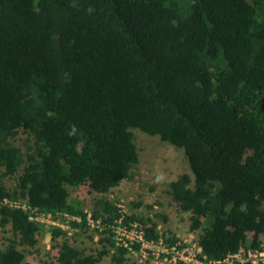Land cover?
Masks as SVG:
<instances>
[{"label":"trees","instance_id":"trees-1","mask_svg":"<svg viewBox=\"0 0 264 264\" xmlns=\"http://www.w3.org/2000/svg\"><path fill=\"white\" fill-rule=\"evenodd\" d=\"M134 129L183 150L167 190L207 259L264 243V0H0V264H21L46 230L11 202L90 229L78 185L95 194L100 248L48 227L63 236L54 264H146L112 225L122 215L152 238L156 223L106 196L133 176Z\"/></svg>","mask_w":264,"mask_h":264},{"label":"rangeland","instance_id":"rangeland-1","mask_svg":"<svg viewBox=\"0 0 264 264\" xmlns=\"http://www.w3.org/2000/svg\"><path fill=\"white\" fill-rule=\"evenodd\" d=\"M133 132L139 157L138 162L132 168L133 176L129 180L121 181L119 186L112 189L106 196H109V199L115 203H120L126 211H135L150 221H154L160 235H168L170 231L180 241L194 243L197 240L198 231L189 229V213L178 209L167 190L168 182L188 168L183 150L161 141L158 136L148 135L139 129H134ZM24 137L25 133L21 131L15 143L21 144ZM157 177L161 179L157 180ZM6 184L12 187L14 179L6 178ZM68 190L70 199L77 198L86 203L84 209L93 206L95 194L90 192L87 186H68ZM163 215L166 219H163ZM45 229L39 233L37 244L25 252V258L21 264L55 263L58 249L55 243L61 241L63 236L51 240L49 228L45 227ZM69 232H71L67 233L69 241L81 244L87 252L94 253L100 248L97 243V232L81 228H73ZM10 234L8 226L0 228V248L4 247L7 242L6 237ZM132 255L137 263L155 264L152 257H142L139 251ZM110 257V253L106 254L101 264H111Z\"/></svg>","mask_w":264,"mask_h":264},{"label":"built area","instance_id":"built-area-1","mask_svg":"<svg viewBox=\"0 0 264 264\" xmlns=\"http://www.w3.org/2000/svg\"><path fill=\"white\" fill-rule=\"evenodd\" d=\"M11 202L14 206L21 207L29 211V217L43 225L44 227L56 226L66 233L73 229L72 221H80L77 214L63 212L37 211L26 201ZM121 213L126 212L120 203H116ZM86 225L96 231L104 228L100 218H94L91 208H85ZM123 216L115 218L112 225L114 240L117 245H122L127 249L133 250L134 244H139L137 251L142 257H152L155 264H264V243L256 248H245L241 246L238 251L229 253L225 257L217 260L207 259L201 252V247L197 243H187L178 239L176 242L169 243L163 235L157 232V237L146 238L144 228L139 221L123 222Z\"/></svg>","mask_w":264,"mask_h":264},{"label":"clouds","instance_id":"clouds-1","mask_svg":"<svg viewBox=\"0 0 264 264\" xmlns=\"http://www.w3.org/2000/svg\"><path fill=\"white\" fill-rule=\"evenodd\" d=\"M161 179V177H157V180H160Z\"/></svg>","mask_w":264,"mask_h":264}]
</instances>
